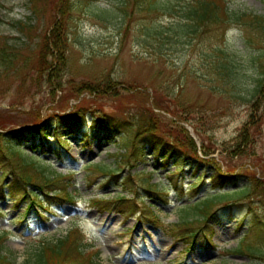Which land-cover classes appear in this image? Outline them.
I'll use <instances>...</instances> for the list:
<instances>
[{
    "label": "rangeland",
    "instance_id": "374dc122",
    "mask_svg": "<svg viewBox=\"0 0 264 264\" xmlns=\"http://www.w3.org/2000/svg\"><path fill=\"white\" fill-rule=\"evenodd\" d=\"M226 1L230 9L264 17V0ZM127 4L131 15L125 17L126 0H0L2 254L11 264H33L42 242L77 228L89 244L85 252L99 250L93 257L98 264H264V97L252 91L263 78L264 32L230 26L220 40L212 33L188 35L159 52L148 34L167 16L137 14ZM20 22L30 28L23 31ZM220 56L243 75L241 96L213 70ZM75 112L82 116L79 128L58 123ZM151 114L152 123L178 131L183 142L180 129L192 133L198 155L203 146L213 162L178 169L162 153L146 151L140 164H124V143ZM40 129L41 136L31 135ZM243 129L247 146L238 158L231 146ZM12 140L33 168L18 167L9 156ZM28 171L59 178L72 199L62 202L23 184L19 177ZM213 171L222 175V191L244 184L252 189L255 177L259 184L241 198L215 202L206 236L200 233L185 254L186 240L172 236V225L202 219L194 205L201 209L219 191L209 179ZM30 190L42 207L29 206ZM121 198L132 203L104 204ZM247 244L258 248L255 257L242 249Z\"/></svg>",
    "mask_w": 264,
    "mask_h": 264
},
{
    "label": "trees",
    "instance_id": "16d2710c",
    "mask_svg": "<svg viewBox=\"0 0 264 264\" xmlns=\"http://www.w3.org/2000/svg\"><path fill=\"white\" fill-rule=\"evenodd\" d=\"M28 1L29 3L32 2V0ZM127 1L128 0H126L125 5L126 9L123 10V14L125 17L131 15L130 12L127 13L129 7ZM129 4L132 10H134V13L137 14H150L153 11H162L165 16H167L168 20L164 24L159 23L155 25L148 34V37L151 38L153 40V43L156 44V49L159 52L161 51V49H163L164 46H166V44L168 45L171 42H173V44H179L188 35H191L192 38H194L200 35L205 37L204 34L207 35V33H212L214 34V37H218L217 40H220V37L222 36L221 32L230 26L240 25L254 29L257 32H264L263 16H254L246 12L230 9L227 5L226 0H162V2H159L158 0H129ZM34 9H36V5H33V10ZM19 25L23 31L30 28L29 22H20ZM212 66L217 77L222 81L223 85L231 86L233 89V95L241 96L240 90H243L244 88V85L242 84L244 77L236 68V64L232 62L230 58L220 56L212 62ZM262 77V79H257L253 84V97H264V95L262 94V88L264 87V73L262 74ZM152 115L153 114L150 115L151 120L149 118V121L151 122H146V120H143L142 118V122L139 124L135 134H132V138L129 137L124 143L123 147L128 148V153L122 155L124 164L127 163L126 165L130 167H133L134 164L138 162L140 164L144 161V152L146 151H152L153 153L157 154L162 153L163 157L167 158L165 159V161L168 162L170 160H173L178 169H180L181 164H208L207 162H213L212 160L205 159L210 158L212 153L204 151L203 146L202 157L198 155V149L195 143L186 134V130L180 129V132H183L185 139V142H183L178 137V131L165 130L162 125L154 124V122L152 123ZM81 120L82 116L77 115L76 112L58 117V123L64 125L65 127L71 128V125L70 123H68V121H72L73 129L79 128ZM43 131L44 129L34 130V133H32L31 135L38 137L42 135ZM127 133L131 132L127 131ZM17 137L18 136H16L15 138L16 140L19 139H17ZM13 142L14 140L9 142V156L14 159L17 158L18 167L25 168L30 166L33 168V164L26 165L23 158H21L22 151L19 148L21 145H18L19 147L14 146ZM139 142H141V146H139L140 144L138 145ZM246 146L245 131L243 129L241 134L236 137L235 144L231 146L233 149V155H237L238 158L245 157L244 148ZM250 170L251 169L245 170L246 177H248V175L250 174ZM28 174L23 175V182L33 185L40 191L42 190L46 197H48V191H51V193H54L53 196L57 200L59 199L61 201H67L70 199L67 191L64 187H62V183L58 182V180H60L59 178L56 179V177H52L51 179L48 176H44L40 172L31 174V172L28 171ZM209 179L213 182L214 189L222 188V175L219 173V171H213ZM57 183H61V186H58L56 190H52L53 187L57 185ZM255 184H259V179H257L256 177L254 178L253 188ZM253 188L251 189V186L249 184H244L242 186H238L237 188H232L227 191L211 195L210 198L207 197L205 199L202 204V208L199 209V213L203 217L202 220H183L181 222H178L177 224H174L172 227H174L175 230L173 231L172 236L176 237V239L178 240H186V246L183 249V252L188 253L195 249V240H197V236L200 233L203 234L204 232L203 235L206 236L205 229H208V219L212 218L215 215L210 212L215 202H220L225 198H241L245 195L250 194ZM57 191H60L61 193H57ZM147 193L152 195L156 194L157 192L154 193V190H147ZM31 195L34 198L38 199L36 193L33 192L31 193ZM123 202H129L130 204L132 203L130 200H125L123 198L114 201L115 204ZM31 203H35V201ZM104 204L110 205L113 204V201H105ZM139 204L141 203H134L136 208H138ZM135 206H133L134 211H136ZM147 208H145L144 206H140L139 210H142L147 216L149 215L150 219H157L153 211ZM208 236L206 239L209 243L210 234H208ZM243 249L252 252H258L257 247L252 246L251 244L244 245ZM10 263L11 262L8 260L7 256L2 254V245L0 241V264ZM26 264H29V262H27ZM33 264L96 263H94L91 259L84 257L80 243L77 242L73 234H69V236L61 240H57L55 241V243H46L42 247H40L34 258Z\"/></svg>",
    "mask_w": 264,
    "mask_h": 264
}]
</instances>
